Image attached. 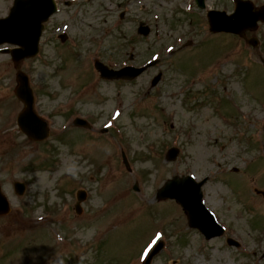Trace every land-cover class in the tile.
<instances>
[{"label":"rangeland","instance_id":"374dc122","mask_svg":"<svg viewBox=\"0 0 264 264\" xmlns=\"http://www.w3.org/2000/svg\"><path fill=\"white\" fill-rule=\"evenodd\" d=\"M12 2L0 0V17ZM58 2L37 56L16 67L0 52V182L11 203L0 216V264H142L158 239L165 247L152 264H264V197L254 191L264 190V23L246 32L261 40L253 47L210 32L207 10L231 13L232 0H206L205 9L195 0ZM140 22L148 37L138 35ZM154 57L160 62L133 81L104 80L93 65ZM18 68L49 124L45 140L18 128ZM76 117L92 128L75 126ZM171 146L180 148L174 161L165 157ZM188 174L209 178L204 202L224 236L205 240L179 204L157 201L166 179Z\"/></svg>","mask_w":264,"mask_h":264},{"label":"water","instance_id":"95a60500","mask_svg":"<svg viewBox=\"0 0 264 264\" xmlns=\"http://www.w3.org/2000/svg\"><path fill=\"white\" fill-rule=\"evenodd\" d=\"M234 1L236 2V9L230 15L225 11L218 10H210L208 12L210 29L212 31H226L243 35L247 29L254 30L257 28L259 21H264V5L255 8L253 2L250 0ZM197 3L201 7H205L204 0H197ZM55 10L56 4L54 0H14L10 14L5 18H0V45L10 43L20 46L11 50V56L16 64L25 57L37 54L43 22ZM149 31L148 26L140 25V33L148 34ZM250 42L256 45L257 39L252 38ZM8 50L4 49L2 51ZM154 63L151 62L141 68L127 66L120 70H113L101 61L96 60L95 66L101 72V75L106 78H133ZM17 81L15 93L25 104L24 109L18 116V125L30 137L45 139L49 135L47 123L34 111L33 92L29 85L27 74L19 70L17 72ZM75 123L88 125L87 121L81 118H77ZM178 152V148H170L167 153V159L174 160ZM125 161L127 162L126 158ZM205 181L206 179L197 182L191 176H174L172 179L167 180L157 191V199H176L188 213L190 226L200 228L210 238L223 233V228L216 222L214 216L202 203L203 194L201 186ZM135 188L138 189L137 184ZM17 189L22 193L24 185L17 183ZM79 198L83 199L84 194L81 193ZM9 211V202L0 186V214H6ZM160 247L158 245L154 248L145 260V264H150L152 257L159 251Z\"/></svg>","mask_w":264,"mask_h":264}]
</instances>
